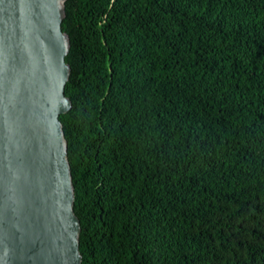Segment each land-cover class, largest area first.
I'll list each match as a JSON object with an SVG mask.
<instances>
[{"label": "trees", "instance_id": "16d2710c", "mask_svg": "<svg viewBox=\"0 0 264 264\" xmlns=\"http://www.w3.org/2000/svg\"><path fill=\"white\" fill-rule=\"evenodd\" d=\"M64 4L81 263L264 264V0Z\"/></svg>", "mask_w": 264, "mask_h": 264}, {"label": "water", "instance_id": "95a60500", "mask_svg": "<svg viewBox=\"0 0 264 264\" xmlns=\"http://www.w3.org/2000/svg\"><path fill=\"white\" fill-rule=\"evenodd\" d=\"M65 0H0V264H82L59 115Z\"/></svg>", "mask_w": 264, "mask_h": 264}]
</instances>
